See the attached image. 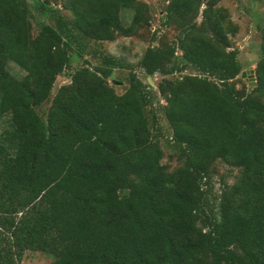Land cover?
Listing matches in <instances>:
<instances>
[{"label":"trees","instance_id":"16d2710c","mask_svg":"<svg viewBox=\"0 0 264 264\" xmlns=\"http://www.w3.org/2000/svg\"><path fill=\"white\" fill-rule=\"evenodd\" d=\"M148 1L0 0V264H264V21L254 86L221 0H167L135 65L105 54ZM216 163L235 173L213 195Z\"/></svg>","mask_w":264,"mask_h":264},{"label":"rangeland","instance_id":"374dc122","mask_svg":"<svg viewBox=\"0 0 264 264\" xmlns=\"http://www.w3.org/2000/svg\"><path fill=\"white\" fill-rule=\"evenodd\" d=\"M49 4L54 5L56 0H47ZM167 0H151L147 3L151 8L152 20L150 22V27L148 30L141 31L135 37H117L111 42H102L99 47L107 55L114 56L123 60L125 63L135 65L140 58L142 52L149 45V39L151 33L157 32L162 33L159 22L162 15L163 7L165 6ZM219 6L225 8L229 14L231 21L237 26V32L235 35L230 37L231 47L236 49L239 53L238 62L247 64V68H243V71L253 69V60L255 58L256 49L259 44V34L256 30V24L258 22L264 21V0H221L218 4ZM57 8H60L57 5ZM62 12L67 14L65 11ZM122 22L128 23L129 16L128 13L122 12ZM33 20L35 22L49 23L45 17L33 13ZM32 28L34 25L31 24ZM172 33L168 34L171 37ZM169 37V38H170ZM88 50V49H87ZM87 53V51H86ZM85 53V54H86ZM84 58L90 60L89 55H85ZM91 64H95V60L89 61ZM82 64V61L74 58L71 67L76 68ZM10 72L14 75L20 76L22 72L13 64L8 66ZM138 78L143 83H148L152 87H155L156 82L159 77L157 75L150 77H145L141 72H136ZM242 80H245L241 78ZM68 82V79L64 75H60L56 78L54 82V87ZM247 86L248 82L245 80ZM108 83L112 85L115 93L120 94L124 91L127 86V71L121 69H114ZM163 103L162 100H159ZM163 132L166 135L167 130L165 124L162 122ZM165 154L168 155V151L164 150ZM163 162H168L166 156L163 158ZM170 166L175 165V161L169 162ZM235 170L230 169L228 166L222 163H216L214 166V174L211 176V193L213 195L217 194L220 182L226 181L230 183ZM52 258L47 254L41 252L26 251L23 253L19 264H48L51 262Z\"/></svg>","mask_w":264,"mask_h":264},{"label":"water","instance_id":"95a60500","mask_svg":"<svg viewBox=\"0 0 264 264\" xmlns=\"http://www.w3.org/2000/svg\"><path fill=\"white\" fill-rule=\"evenodd\" d=\"M240 78L248 81V86H254L255 82L253 79V70H245L240 73Z\"/></svg>","mask_w":264,"mask_h":264}]
</instances>
